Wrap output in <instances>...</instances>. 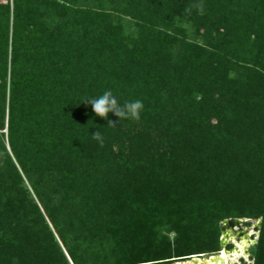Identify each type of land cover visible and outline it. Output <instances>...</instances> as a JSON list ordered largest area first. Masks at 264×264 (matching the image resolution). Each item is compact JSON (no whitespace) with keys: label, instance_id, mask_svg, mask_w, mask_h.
<instances>
[{"label":"trees","instance_id":"obj_1","mask_svg":"<svg viewBox=\"0 0 264 264\" xmlns=\"http://www.w3.org/2000/svg\"><path fill=\"white\" fill-rule=\"evenodd\" d=\"M257 218L264 264V0L0 1V264H172Z\"/></svg>","mask_w":264,"mask_h":264},{"label":"rangeland","instance_id":"obj_2","mask_svg":"<svg viewBox=\"0 0 264 264\" xmlns=\"http://www.w3.org/2000/svg\"><path fill=\"white\" fill-rule=\"evenodd\" d=\"M5 2V0H0ZM246 222V220H245ZM249 226L245 223L241 230L225 229L220 239L223 241L222 251L213 256H194L184 261L174 262L172 264H251L249 257V248L255 243L258 232L255 230L258 222L249 220ZM227 228V227H225ZM231 246V248H228ZM196 260L197 262H195ZM203 262V263H202Z\"/></svg>","mask_w":264,"mask_h":264},{"label":"clouds","instance_id":"obj_3","mask_svg":"<svg viewBox=\"0 0 264 264\" xmlns=\"http://www.w3.org/2000/svg\"><path fill=\"white\" fill-rule=\"evenodd\" d=\"M199 11H203L202 6H198ZM82 103L88 104L94 115L105 121H107V127H115V123H120L121 120H133L138 121L141 113L144 110V104L141 100L136 99L132 101H126L123 104L120 103L117 97L109 90L104 91L101 95L95 97H89ZM109 114L116 117V121L109 119ZM93 139L100 143L102 146L104 143L102 134L95 131L91 134Z\"/></svg>","mask_w":264,"mask_h":264},{"label":"water","instance_id":"obj_4","mask_svg":"<svg viewBox=\"0 0 264 264\" xmlns=\"http://www.w3.org/2000/svg\"><path fill=\"white\" fill-rule=\"evenodd\" d=\"M254 221L258 222L257 226L255 228H258L260 226V221L259 219H253ZM245 223V220L244 219H234L232 221L230 220H224L222 221V227H223V230H222V233L221 235L223 234V231L225 229H229V230H233L234 228H238L239 230H241V226ZM227 227V228H225ZM220 244H221V249L223 247V241L220 239Z\"/></svg>","mask_w":264,"mask_h":264},{"label":"bare ground","instance_id":"obj_5","mask_svg":"<svg viewBox=\"0 0 264 264\" xmlns=\"http://www.w3.org/2000/svg\"><path fill=\"white\" fill-rule=\"evenodd\" d=\"M203 255H204V254H203ZM194 261L197 262L196 260H194ZM202 263H203V262H202ZM192 264H197V263H193V262H192ZM203 264H204V263H203Z\"/></svg>","mask_w":264,"mask_h":264}]
</instances>
